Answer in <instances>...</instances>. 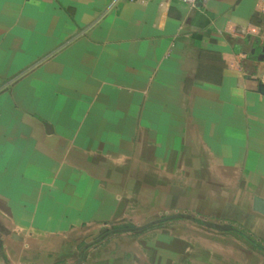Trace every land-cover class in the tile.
Masks as SVG:
<instances>
[{"label":"crops","instance_id":"1","mask_svg":"<svg viewBox=\"0 0 264 264\" xmlns=\"http://www.w3.org/2000/svg\"><path fill=\"white\" fill-rule=\"evenodd\" d=\"M260 84L264 0H0V255L264 264Z\"/></svg>","mask_w":264,"mask_h":264},{"label":"water","instance_id":"2","mask_svg":"<svg viewBox=\"0 0 264 264\" xmlns=\"http://www.w3.org/2000/svg\"><path fill=\"white\" fill-rule=\"evenodd\" d=\"M259 91L261 94L264 95V85H262V84L259 85ZM255 209L258 210L259 212H261L262 214H264V201L256 199L255 200ZM175 219H190V220H192L189 216H187L185 214H173L171 216L163 218L162 220L150 222V223H147L144 225H139V226L134 225L132 223L113 225L109 228V230H103V232L98 237L93 239V242H97V240L101 236L104 237V236L112 235L115 233L140 232L142 230L153 227V226H155L161 222L175 220ZM203 225L207 228H211L213 230L220 231V232L229 231L232 229L229 225H226V224H214V223H210V222H203ZM0 264H7V262H5V260L3 259L2 255H0Z\"/></svg>","mask_w":264,"mask_h":264},{"label":"built area","instance_id":"3","mask_svg":"<svg viewBox=\"0 0 264 264\" xmlns=\"http://www.w3.org/2000/svg\"><path fill=\"white\" fill-rule=\"evenodd\" d=\"M123 1H130V0H123ZM176 1L189 6H194L199 0H176Z\"/></svg>","mask_w":264,"mask_h":264},{"label":"rangeland","instance_id":"4","mask_svg":"<svg viewBox=\"0 0 264 264\" xmlns=\"http://www.w3.org/2000/svg\"><path fill=\"white\" fill-rule=\"evenodd\" d=\"M170 221H171V220H170ZM166 222H168V221L161 222V223H159V224H157V225H161V224L166 223ZM157 225H155V226H157ZM155 226H154V227H155Z\"/></svg>","mask_w":264,"mask_h":264}]
</instances>
